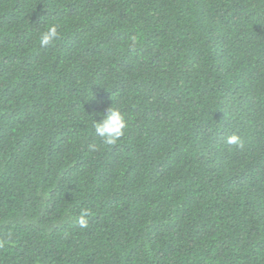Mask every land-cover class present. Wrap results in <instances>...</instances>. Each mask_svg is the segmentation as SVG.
Returning <instances> with one entry per match:
<instances>
[{"label": "trees", "instance_id": "1", "mask_svg": "<svg viewBox=\"0 0 264 264\" xmlns=\"http://www.w3.org/2000/svg\"><path fill=\"white\" fill-rule=\"evenodd\" d=\"M0 264H264V0H0Z\"/></svg>", "mask_w": 264, "mask_h": 264}, {"label": "clouds", "instance_id": "2", "mask_svg": "<svg viewBox=\"0 0 264 264\" xmlns=\"http://www.w3.org/2000/svg\"><path fill=\"white\" fill-rule=\"evenodd\" d=\"M60 33L58 30V25L49 24L40 33L38 39L39 44L42 47H47L54 44L59 38ZM136 40L133 38L132 46H135ZM95 134L97 137L101 138L105 145H115L118 140H120L127 132L128 122L125 115L121 112L118 107L111 106L105 118L102 121H95L93 124ZM238 138L236 136H230L228 138L229 144L237 143ZM87 213L84 212L79 217L78 223L81 228H86L88 226Z\"/></svg>", "mask_w": 264, "mask_h": 264}]
</instances>
